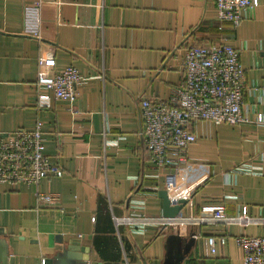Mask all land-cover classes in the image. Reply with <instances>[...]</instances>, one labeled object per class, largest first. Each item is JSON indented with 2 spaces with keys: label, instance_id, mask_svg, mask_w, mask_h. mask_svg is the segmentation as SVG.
<instances>
[{
  "label": "crops",
  "instance_id": "1",
  "mask_svg": "<svg viewBox=\"0 0 264 264\" xmlns=\"http://www.w3.org/2000/svg\"><path fill=\"white\" fill-rule=\"evenodd\" d=\"M28 5L39 6L40 41L22 32ZM218 26L214 0H0V137L39 122L44 154L62 170L37 188L0 185V238L14 264H41L70 243L88 264H164L174 246L171 264H242L236 239L264 236V124L195 123L188 164L177 173L157 171L141 137L140 102L171 97L189 45L239 51L243 112L264 121V0L237 28ZM49 52L56 71L79 73L76 113L65 101L35 107L37 60ZM168 187L187 200L180 218L194 219L180 233L116 226L133 194L144 201L138 214L162 217L157 193ZM36 193L59 202L37 206ZM205 206H223L228 218L246 207L255 223L213 222Z\"/></svg>",
  "mask_w": 264,
  "mask_h": 264
},
{
  "label": "built area",
  "instance_id": "2",
  "mask_svg": "<svg viewBox=\"0 0 264 264\" xmlns=\"http://www.w3.org/2000/svg\"><path fill=\"white\" fill-rule=\"evenodd\" d=\"M214 3L218 30H222L224 23L233 29L237 28L259 6L260 0H214ZM38 12V5L24 7L22 32L40 41ZM79 80V73L72 66L55 70L52 52L39 56L36 109L47 110L54 101H65L71 105V112L76 113L74 104ZM244 90L245 73L237 49L222 43L187 46L182 59V80L171 97L165 101L140 102L141 137L153 167L157 171L170 170L177 173L188 164L187 151L195 141L191 127L197 122L232 127L253 123L263 125L262 115H258L254 122L245 116L242 107ZM44 141L39 122L30 130L18 129L1 136L0 185L37 188L44 179L60 178L62 170L44 154ZM166 191L173 202L181 199L182 190L179 187H168ZM58 202L59 197L54 194L36 193L37 206L53 207ZM143 202L133 194L128 199L131 213L122 219H115L116 226H125L132 233H143L148 227L171 229L180 233L190 220H194L183 219L181 216L174 219L145 217L135 211L143 206ZM246 209L243 207L241 214L234 218L226 216L223 206H205L201 212L211 214L213 222L248 226L255 221L247 216ZM220 242L223 244L224 239L221 238ZM236 244L242 253V264H264V236L238 237ZM206 246L210 254L215 253L214 238H208ZM41 264L46 263L42 260Z\"/></svg>",
  "mask_w": 264,
  "mask_h": 264
},
{
  "label": "water",
  "instance_id": "3",
  "mask_svg": "<svg viewBox=\"0 0 264 264\" xmlns=\"http://www.w3.org/2000/svg\"><path fill=\"white\" fill-rule=\"evenodd\" d=\"M157 197L162 201V217L168 219H174L181 215V212L187 204L186 199H179L175 203L170 200L167 191H158ZM205 217H212L211 214H204ZM176 241L175 238L169 236L167 243ZM176 250L175 246L172 251H169L164 264H171V255ZM83 252L79 249L77 244L70 243L65 245L61 252L56 253L53 257L45 261L46 264H88L87 257H80L78 252ZM86 253V252H85ZM87 255V254H86ZM0 264H14L13 257L9 254L8 243L5 239L0 238Z\"/></svg>",
  "mask_w": 264,
  "mask_h": 264
}]
</instances>
